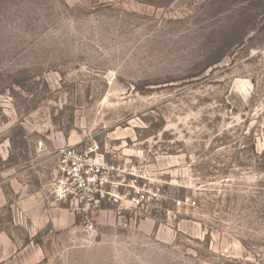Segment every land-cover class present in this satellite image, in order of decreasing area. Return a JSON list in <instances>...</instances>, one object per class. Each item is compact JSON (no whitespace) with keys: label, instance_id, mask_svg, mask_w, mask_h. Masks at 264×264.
Here are the masks:
<instances>
[{"label":"rangeland","instance_id":"374dc122","mask_svg":"<svg viewBox=\"0 0 264 264\" xmlns=\"http://www.w3.org/2000/svg\"><path fill=\"white\" fill-rule=\"evenodd\" d=\"M0 264H264V0H0Z\"/></svg>","mask_w":264,"mask_h":264},{"label":"built area","instance_id":"2783aa9c","mask_svg":"<svg viewBox=\"0 0 264 264\" xmlns=\"http://www.w3.org/2000/svg\"><path fill=\"white\" fill-rule=\"evenodd\" d=\"M60 155L62 165L57 193L58 200L68 201L79 198L81 201L87 202L86 210L97 209L100 200L95 199V196L102 192L105 185L109 184L110 170L113 168L91 149L79 151L74 147H69L61 150ZM146 194L135 189L134 193L127 199L128 208H137L143 202L151 201V195ZM111 197L114 198V202L120 199L119 196L115 195ZM186 202L190 203L189 199H186ZM93 230V224L87 221L84 227L85 233L92 234Z\"/></svg>","mask_w":264,"mask_h":264}]
</instances>
